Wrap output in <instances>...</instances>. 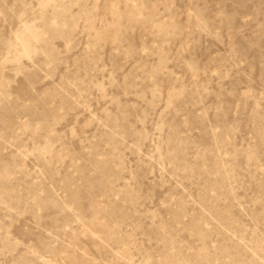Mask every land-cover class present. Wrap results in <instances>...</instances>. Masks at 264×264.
Wrapping results in <instances>:
<instances>
[{"label":"rangeland","instance_id":"rangeland-1","mask_svg":"<svg viewBox=\"0 0 264 264\" xmlns=\"http://www.w3.org/2000/svg\"><path fill=\"white\" fill-rule=\"evenodd\" d=\"M0 264H264V0H0Z\"/></svg>","mask_w":264,"mask_h":264}]
</instances>
